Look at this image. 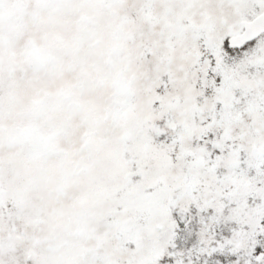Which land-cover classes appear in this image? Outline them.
I'll return each instance as SVG.
<instances>
[{
	"label": "snow or ice",
	"instance_id": "snow-or-ice-1",
	"mask_svg": "<svg viewBox=\"0 0 264 264\" xmlns=\"http://www.w3.org/2000/svg\"><path fill=\"white\" fill-rule=\"evenodd\" d=\"M0 264H264V0H0Z\"/></svg>",
	"mask_w": 264,
	"mask_h": 264
}]
</instances>
